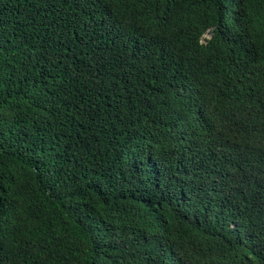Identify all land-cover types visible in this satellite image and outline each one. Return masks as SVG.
<instances>
[{"label":"trees","instance_id":"16d2710c","mask_svg":"<svg viewBox=\"0 0 264 264\" xmlns=\"http://www.w3.org/2000/svg\"><path fill=\"white\" fill-rule=\"evenodd\" d=\"M0 264H264V0H0Z\"/></svg>","mask_w":264,"mask_h":264}]
</instances>
